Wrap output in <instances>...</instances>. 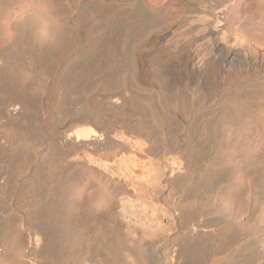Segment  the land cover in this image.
I'll use <instances>...</instances> for the list:
<instances>
[{"label":"rangeland","instance_id":"1","mask_svg":"<svg viewBox=\"0 0 264 264\" xmlns=\"http://www.w3.org/2000/svg\"><path fill=\"white\" fill-rule=\"evenodd\" d=\"M2 1L3 0H0V2ZM19 1L21 4L19 6L17 5L16 9L14 10L11 9L8 12L6 11L5 13L3 9H1L0 7V53H1L0 54V84H1L0 88H2L0 89V231H1L0 232V264L14 263L13 262L14 260L12 259L14 258V256L12 255L13 249L10 246L11 244L9 242L8 237L10 235H13L11 232H14L20 226H21L20 228L24 233L22 234L20 233L19 235L21 236L20 237L18 236L20 238L18 239L20 240L19 244L21 248L23 247V250L25 251L26 254L25 258L23 259V261L26 264H56V263L57 264H63V263L64 264H69V263L70 264H138L137 260L132 255V253L128 251L129 245L131 247L133 244V243L131 244L132 241L136 242V245H138V243H141V240L137 237V234H134L137 232V230H140L142 233H144V236L145 234L148 235L145 236V239L147 242L152 243L151 246L153 245V247H151L153 250L152 252L150 251L151 250L150 247L149 248L147 247L148 251L146 253L148 254L146 255L148 257H146L147 259L145 260L144 264H154V263L158 264L157 262H159V264H177L178 262H180L178 256L179 248H180L179 245L183 243L182 238H184L185 236L183 237L182 235H185V233L183 232V230H181L180 226L176 222V217L178 216L179 213V211L176 210V207L179 208L181 204L185 205L190 198L193 202L194 199L196 200V206L198 204L200 206V207L197 206L199 210H203L201 207L203 208L205 207L204 211H201L202 216L200 215L201 217L199 220L200 221L205 220L207 222L209 221L210 223L212 222L211 224H213V226L215 225V227L217 228V230H219L221 235L225 232L224 236H226V239L228 241H231L233 237L237 238L238 236H240L238 238L241 239V236L243 235L244 237L242 236L241 242H246V240L250 237L251 233L253 234L254 231H256L259 228L264 229V197H263L264 184L263 186L261 184L262 181L260 180L261 175L259 173H257L256 175L255 173L253 174V176L252 174H250L251 176L249 174L247 176V174L244 173L243 171H242L243 173L241 174V170H239L238 161H236L234 158L227 159L228 157L227 154L224 155L226 158L224 157L223 158L224 160L222 159L223 163L221 161V164L220 163L217 164L218 166L219 165L220 166L218 167L216 165V168L211 167L209 164L213 161L214 158L212 153L208 151H204V153L199 154V156L194 154L195 153L194 150H196L197 148L196 145H199L200 143L206 141V136H205L206 134L204 131H202L201 129L202 126L215 122L212 120H216L218 116L220 117L221 112H223V114L226 116L227 119L228 118L231 119L229 115L235 114L236 108L233 105L231 108L230 107L231 105L229 103L231 102L230 100L233 99V97L234 99H236L235 93L237 90H235L234 87H230V88L222 87L220 88V90H217L218 92L215 93L216 95L212 96L213 98H211V101H207V103L205 104L202 103L197 104L195 101V95L192 93V91H190V89L189 90L186 88L182 89L183 87H178L179 86L178 85L177 86L179 89L178 90L176 85H172L171 89H174L175 86V89L178 91V96L176 95L177 97L171 98V96L169 95L170 97L167 98V94H166L167 91L165 92L167 88L166 87H165L166 89L164 88L166 84L165 85L163 84L165 80L160 79V82L156 81V79L159 80V78L156 77L157 76L156 74L159 71L158 67L160 66V60H162L161 58H163L164 54H168L169 51H171V49L175 45L174 44L175 40H177L179 44L183 43L182 35L185 33V31L180 30L177 32L176 35L177 37L176 36L170 37V39L168 38L167 41H163V42L159 41V36H161L163 33H165L168 30V28L166 30V27L168 25L167 23L177 24V22L182 21L186 16H189L188 10H186L185 8H180L176 11L174 8H171L170 10H168L167 14H165L164 16L165 19L157 20V21L153 20L154 23L153 22H150L151 24L148 23L146 26H144L145 29L143 27L145 31H142L141 34L138 33L136 30L139 29L140 32L143 29L141 27L140 28L138 27L133 32V35L136 36H137L136 33H138L139 35L137 36L138 38L133 35L132 38L130 37L131 35L129 36V38H127L126 41L129 43L126 42V44H124L126 45V49H128L130 46L134 47L135 45L138 44L139 47L137 48L138 50L137 52L140 53L142 52L141 54L144 56V60H143L144 62L142 64L145 65L143 66V70L142 71L140 70V72L139 69L137 68L139 74L140 73L144 74V75L141 74V77L142 76L144 77H142L140 81H138V83L135 82L134 80L133 81L134 83L131 84L130 83L131 79L132 80L135 79L133 78L134 76L131 78V76L134 73L131 71L132 70L131 68L130 70H128L129 66L128 65L126 66V64H124L125 63L124 56H121L119 50L117 51L122 36L119 35L118 28L116 29V27H113L111 29L112 15L110 16L106 15L108 16L110 21L107 19V17H105V15H103L104 17L102 15L96 17L95 19L98 22L96 20L95 22H92L90 20H85V16H86L85 14H87L88 10L90 11V9H94L93 7L96 6V4L91 3L92 0H59V1L58 0H28V1L19 0ZM144 1H148L147 3L151 7L154 6L158 7L164 4L166 0L163 1L144 0ZM254 1H258V0H254ZM240 2L241 0H237L236 2H234L235 4L233 3V5H230L226 8V15L228 17L227 18L228 22L230 23V28L233 27L231 28L232 31L239 29L240 27L239 22H241L242 24L244 22L243 19L245 18L246 15L242 13V11L238 8ZM0 6H2V3H0ZM116 8L118 9L116 10ZM123 10H124V0H117L115 7L113 8L114 14H120L122 13ZM25 13L27 14L29 13V15L31 14L30 17L31 19H33L32 22L33 21L39 22L40 19L41 21L39 22V24L36 22L37 25L35 24V22H33L32 23L33 27L32 25L30 26L31 29L25 28L24 26L25 24L22 23L24 22V20H22L23 14ZM164 23H166L167 25H164ZM56 28L57 29L61 28L60 30L64 31V34L62 32V36H61L63 39L62 38L60 39L62 43L61 41L55 43L59 49L55 46V44H53ZM115 29L117 30V32H115ZM111 32H113V34H111ZM120 34H122V30ZM133 37L134 38L136 37L135 40L137 42H135V40L133 41L134 39ZM95 38H97V42H98L97 44H94L96 42L93 41L95 40ZM98 39L100 41H98ZM154 40H157V42L154 43ZM49 41L51 43V46L49 44ZM114 41L115 42L118 41L119 43L118 42L114 43ZM133 42L137 44H134ZM57 43L58 45L61 44L60 47L57 45ZM65 43L68 46H64L66 45ZM112 44H114V47L112 46ZM63 46L64 48L65 47L66 48L63 49ZM198 47L199 48L197 49L200 50L201 47L200 46ZM16 48L18 50H16ZM85 49L87 51H85ZM17 51H19V53ZM37 53L39 54V57ZM78 53L80 54L83 53L82 55L85 56L83 57ZM77 55L79 56L77 57ZM2 56L6 59H4ZM13 56L16 59L19 58L18 63ZM122 58L124 59V61ZM166 59H168V56H166ZM166 59L164 60L166 61V68L168 69V74L166 75H169L176 79L185 77L187 73L179 71V69L177 68L175 69V67L172 66V64L177 60L176 58L174 59L169 58L168 60L170 61L168 63ZM104 60L106 63L104 62ZM97 61L99 62V65ZM117 61L118 64H116ZM111 62H114L116 66H113L114 63L112 65ZM25 63L26 65L28 63L29 66L27 65V67H25L26 66ZM108 63L109 65L111 64L113 67L117 68V70L111 66L113 69L112 70L110 69L111 70L110 71L106 67V65L109 66ZM121 65L126 67L124 68ZM93 66L95 67L97 66L96 69ZM82 69L83 71L85 70L89 71L91 69L92 71L95 72V74L93 75L94 72H92L90 73L92 76L90 75L89 77L87 74V76L83 77L82 80L84 81V84L82 80H80L79 82L78 80H76L75 82L74 80H70L71 79L70 74L73 71H74L73 74H75L76 72L80 73L81 72L80 70ZM121 69L123 70L125 69L126 71L125 70L122 71ZM68 70L69 71L72 70V71L68 73ZM91 70L89 72H91ZM102 70H104L105 72ZM119 72H124V73L127 72L125 74L127 75L132 74V75L129 76L130 77L129 78L127 75L125 76L124 73H122V76L124 75L122 77L121 75H119L121 74ZM106 73L108 75H106ZM147 73L150 74L151 78H149L150 76ZM66 74H68V76ZM63 75L64 77L66 76L65 77L66 79L63 78ZM146 75L149 79L146 77ZM99 76L101 79L99 78ZM154 76L156 78H154ZM102 77L104 79H102ZM121 77L123 78V80L125 77L124 82L122 81ZM96 78L97 79L99 78L98 82H96L97 81ZM126 79L129 80L126 81ZM69 80L72 82H70ZM161 80L163 81L162 83ZM92 81H94L95 83ZM5 83L9 88H11V86L14 84L15 85L14 87L17 89H15L13 86L12 87L16 90L17 93H15V90L13 88H12L13 90L12 93L11 91H9V93L8 91L7 93L4 92ZM99 84L102 85L98 87ZM135 85H139V86L135 87ZM21 87H25V88H21ZM83 88L84 90H81ZM5 89L7 90L8 88L5 87ZM175 89L174 91L171 90V94L174 92L175 94H177L176 93L177 91ZM97 91L99 92L97 93ZM3 93L6 94L5 97ZM19 93H22V95L20 94L19 96ZM163 93L165 95H163ZM2 94L3 97L1 96ZM101 94L104 96L108 95L107 97L112 96L111 94H113L114 97L115 96L119 97V95H123V97H125L124 98L125 103L124 105L118 104V105L109 106L108 105L109 103L107 104L106 103L107 101L104 100V98L106 97L104 96H103L104 98L100 97L102 96ZM63 95L66 97H64ZM91 95H93L94 97ZM179 95H180V100L178 98ZM87 96H89L90 98H88ZM155 96L156 97L160 96L158 99V101L159 100L160 101L157 102L160 105L159 106L157 104L160 108L155 103L157 101V98ZM149 97H151L152 99L150 100ZM247 97L249 98L248 94L246 95V97H239L238 102L242 103L243 105H246L247 104L246 101L248 100ZM78 98L80 100H78ZM1 99L3 100L1 101ZM75 99H77L78 101ZM92 99L96 102H94ZM181 99L184 103L187 104L186 105L187 108L185 109L188 110H185L181 106H179L178 109H180L182 113L184 110L185 112L188 111L187 113L189 115L187 113L181 114V112L174 107V103L175 102L180 103ZM193 99L194 101L192 102ZM241 99L244 102L241 101ZM61 100L63 102L62 104H61ZM88 100L91 101L92 103L94 102L93 103L95 106L94 113H96L101 120L100 126L103 129L104 128L106 129L108 135L110 136L109 138L112 139H109V141L105 142V144L101 143L103 144V146L102 145L100 146L99 144L97 145L99 147H97L96 145L87 147L84 150L78 151V153L73 151L74 153L73 154L72 152H70V150L67 147L61 145L59 143V140L55 139L56 138L55 135L57 134V132L60 131L61 133L64 134H71L76 129L89 127L81 124L80 121L75 120L74 116H72V120H75V122H73L71 119H67V118H71L69 114L70 113L73 114V111L76 112L75 110L78 109L82 110L85 107H87L88 105H86L85 102L87 101L86 103L88 104L89 102ZM76 101L77 102L81 101V103H78L77 105H75L76 107H74V104L77 103ZM169 101L171 102L169 103L171 104V106L169 104L168 106L171 107L172 111L166 104ZM228 101L230 102L228 103ZM20 103H25L26 105L23 104L24 105L23 107V105ZM154 103L155 105H153ZM226 103L228 105H226ZM14 106H17L19 108L18 113H15V115L12 112L9 113V109H11ZM79 107H81V109ZM96 108L99 111H97ZM233 108L235 109L233 110ZM226 109L227 111L229 109V112H225L224 110ZM64 110L66 111V113H64L65 112ZM69 110L72 111L70 112ZM149 111L150 113H148ZM178 111L180 112V114L178 113ZM62 117H64L65 119ZM208 121L210 123H208ZM90 127L93 130H96L94 126L93 127L90 126ZM140 129L142 131H140ZM226 133L228 134L227 131ZM227 134L225 135V132L223 134V131H222V135L220 133V137L222 136L221 142L223 143L226 142V144L228 145L231 144L230 146L233 147L235 141L232 138L234 137H232L229 134L231 136L230 137ZM192 148L194 150H192ZM233 148L230 149L227 148L228 149L227 153L231 152L230 150ZM193 155L195 156L193 157ZM196 156H198L199 158H197ZM210 167L214 169H211ZM93 168L103 173V175H106V177H108V179H111V181H114L122 185L123 189L121 191L115 190L112 193L111 190H109L102 183L94 180L93 174L91 172ZM169 169L175 172L174 175H176L177 178L175 179V181L172 180V182L170 181L169 183H167L168 182L167 179L170 175ZM206 173L209 176H207ZM204 176L205 177L207 176V178H205ZM37 177H39V179ZM35 179L37 182L35 181ZM208 179L210 180V182ZM75 180L77 181V185L75 184L76 183ZM201 180L204 183L203 182L201 183ZM72 182L75 185H73ZM194 185L196 186V188L194 187ZM30 186H32V188ZM225 187H227V189ZM29 190L31 191L29 192ZM219 191L221 194L219 193ZM61 193L63 194V198L64 197L66 198L63 199ZM222 193L223 194L225 193V195L227 196L223 195ZM199 195L202 196V198ZM229 195H231V197ZM110 196L111 197L113 196L115 198V207L113 212L115 213L114 214L115 219L117 220V222L118 221L119 222L117 224V222L115 221V224L117 226L114 225V223L113 224L109 223L108 224L109 227L108 225H106V227L110 230L111 227L113 228L112 229L113 231L111 230V232L113 233L116 232L115 235L109 233L108 236L112 237L113 235L114 237H118L119 239H120L119 236H122L121 239H123V236L126 237L124 239L125 240L124 249H118L117 247L109 248V250L111 251L110 254H112L113 256H109L110 254L108 253L109 251L107 250V248L100 247L95 244V241H93L96 239H92V238H94V236L95 237L97 236L98 238V234L104 232L105 229L102 228L101 225L97 223V221L94 220L93 217L91 218L90 216L91 214L90 212L92 213L95 212L97 215L103 213L105 207H107L109 203ZM223 196H224V200L229 198L227 201H225L226 204H223L224 201H221L223 200ZM183 198L185 199V201ZM200 199L203 200L200 201ZM217 200L220 201L221 206L225 205L221 207L220 211L215 210L220 205L218 204L219 202L216 203ZM198 201L200 203H198ZM228 201H230L231 203ZM65 202L66 203L69 202V203L66 204ZM234 203L237 205V207L235 205L236 209L235 207H233ZM68 204L70 207L71 206L72 207L71 209L69 207V210L66 211L65 208L68 209L67 206ZM231 204L233 206H231ZM77 206L78 209L76 208ZM207 207H209V209ZM85 208H87L88 211L87 209L85 210ZM223 208L224 210H222ZM75 209L77 210V212L73 211ZM85 211L86 214H84L83 216L82 214L85 213ZM228 211L229 213H227ZM47 212L51 215V217L47 216L49 215ZM74 212L77 214H75ZM218 214L220 216H218ZM70 215L71 216L74 215L76 218H73L74 216L71 217ZM30 216L32 217V219ZM64 216L68 220H66ZM38 217H40L41 219L43 218V221L47 222L46 224H48L47 227L45 226L47 230L44 229L45 233L48 234V237L49 238L51 237L49 239L50 245L47 244L48 246L44 244V242L41 241L36 242V237L33 236V233H35V231L37 230L36 228H38V225L40 227V222L37 221ZM48 217H50L51 219ZM63 217L65 221L63 220ZM82 217L83 219H81ZM206 218H208L209 220L208 219L206 220ZM210 218H212V220ZM74 219L75 220L77 219L78 222L75 221ZM56 220L59 222L58 224H56L57 222ZM71 220L72 222H70ZM226 220L228 221V223ZM82 221L84 223H82ZM69 223L74 224V225L71 224L73 225V228L71 227L72 228L71 230H73L72 231L73 234L76 231L78 232L79 236L81 235V238L83 237L84 239L87 236L86 239H88V242H85L86 239L84 240L86 245H83L84 244L83 241L81 244L78 243L77 244L78 247L76 246L77 249L75 248L73 252H70L71 254L66 251L67 248L65 247L66 248L65 249L64 245H61L55 239L57 238L58 240H61L60 237H62L63 235L60 234H63L62 232V230L64 229L63 226L64 225L66 226V224ZM33 224L36 225L34 226ZM60 224L63 225L61 226ZM70 224L69 226H71ZM3 225L6 226V228ZM14 225L16 229L12 227ZM51 225L53 231L51 229ZM232 225L235 226V228L232 227ZM11 227L12 229H14V231H12V229L11 230L9 229ZM56 227L57 229L58 228L59 229L57 230ZM26 228L29 230H27ZM97 229L99 232L97 231ZM263 229L262 231H264ZM233 230L234 231L236 230L237 232L235 231L233 234ZM95 231L98 232V234ZM54 233H56L59 237H56L57 235H54ZM235 233L237 235L238 233L240 234L237 236L235 235ZM83 234L86 236H84ZM231 234L234 236H232ZM4 235L6 236L5 238ZM261 235H264V232H262ZM227 236L229 237V239L231 237V239L229 240ZM178 237L181 240H179ZM161 239H164V241L166 240V242L164 241L162 242ZM91 241H93L92 242L94 244L93 246ZM82 245L85 247H83ZM263 245H260L254 250L255 257L252 258V261L254 262L251 264H258L259 261H260L259 264H262L261 260L264 261V257H262L264 256L263 253L264 251L262 247ZM79 246H82L83 248ZM139 246H141V244H139ZM233 248H236V246H233L231 249ZM49 250L50 252H48ZM10 251L12 253H10ZM259 255L262 256L259 257ZM71 259L73 260V262L71 261Z\"/></svg>","mask_w":264,"mask_h":264},{"label":"bare ground","instance_id":"2","mask_svg":"<svg viewBox=\"0 0 264 264\" xmlns=\"http://www.w3.org/2000/svg\"><path fill=\"white\" fill-rule=\"evenodd\" d=\"M28 1V0H27ZM59 1V0H58ZM163 1V0H162ZM161 1V2H162ZM237 0H166L164 4H162L161 6H158V7H151L148 5V1H144V0H138V1H135V0H124V10L122 11V13L120 14H114V11H113V8L115 7V4L117 2V0H92V4H96L95 7H93L94 9H90V11L88 10L87 14H85V20H90L92 22H95V18L98 17L99 15H105V17H107V19L109 20L108 16L112 15L111 17V29L113 27H116V29L118 28V33L119 35L122 36L121 40H120V44H119V48L117 49V51L119 50L120 53H121V56H124V59H125V63L126 66L128 65L129 69L130 68L132 69L131 71L134 73L133 75L130 74V75H127L125 73L128 72H119L122 76V73H124V75L126 76H131V78H135V79H131L130 83L133 84L134 80L135 82L138 83V81H140V79L144 76L141 77V74L142 73H138V70L137 68L139 69V72L140 70L142 71L143 70V65L142 63L144 62V56L140 53V52H137V48L139 47L137 42L135 39L138 35V33H142V31H145V27L148 23L150 22H153V20L157 21V20H162V19H165L164 16L165 14H167L168 10H170L171 8H174L176 11L180 8H185L186 10H188L189 12V16H186L182 21L180 22H177V24H172V23H164V25H167L166 27V30L168 28V30L163 33L161 36H159V41L160 42H163V41H167V39L170 37H175L177 35V32L178 31H185V33L182 35V39H183V43L182 44H179L177 40H175L174 42V46L173 48L171 49V51H169L168 54H164L163 55V58H161L162 60H160V66L158 67L159 71L158 73L156 74L157 78L156 81L160 82V79H163L165 80V82L163 83L165 86L164 88L166 87L167 90H165L166 94H167V98H169L171 96V98L173 97H177L178 96V91L175 89V86H174V89L177 91L175 94L172 93L171 94V90L174 91V89H171V86L172 85H176V87H183L182 89H190V91H192V93L195 95V101L197 104L199 103H202V104H205L207 103V101H211V98H213L212 96L213 95H216L215 93L218 92L217 90H220V88L222 87H234L236 91V99H231L230 101H228V103L231 105H229L231 108H232V105L236 108H233V110L235 109V114L233 115H229L231 117L230 118H226V116L223 114V112H221V115L220 117L216 120H212V121H215L211 124H206L204 126H202V131L205 132V136H206V141H204L203 143H200L199 145H196L197 148L196 150H194L192 148V150L195 151L194 154L198 155L201 154V153H204V151H208L210 153L213 154V161L210 164L211 167H215L216 168V165L217 164H221V161L222 159L225 157L224 155L227 154V159L229 158H234L236 161H238V164H239V170H241V174L244 172L247 174L250 175L252 174H255L257 175V173H259L261 176V184L263 186L264 184V0H258V1H254V0H241L240 4H239V9L242 11V13L246 14L245 15V18L243 19L244 22L241 24V22H239L240 24V27L238 30H235V31H232L231 27L230 28V23L228 22V17L226 15V8L230 5H233L234 2H236ZM2 6L1 9H3L4 13L7 11H10L11 9H16L17 5L19 6L21 3L20 1L18 0H3L2 2ZM39 3V2H38ZM235 4V3H234ZM101 6V7H100ZM89 8V7H88ZM91 8V7H90ZM83 9V8H82ZM85 9V8H84ZM105 9V10H104ZM118 8H116L117 10ZM104 10V12H103ZM173 10V9H172ZM239 10V11H240ZM84 11V10H83ZM180 11V10H179ZM52 12V11H51ZM11 13V12H10ZM81 13V12H80ZM85 13V12H84ZM104 13V14H102ZM119 13V12H118ZM236 13V12H235ZM10 15V14H9ZM31 15V14H30ZM29 13H25L23 14V19L24 23L23 25L25 26V28H28V29H31V25L33 27V19H31ZM108 15V16H106ZM119 15V16H117ZM236 15V14H235ZM22 17V16H21ZM104 17V16H103ZM10 18V17H9ZM79 18V17H78ZM84 18V17H83ZM101 18V17H100ZM103 19H106V18H103ZM38 20V19H37ZM100 20V19H99ZM41 21V19H40ZM39 21V22H40ZM89 21V22H90ZM97 21V20H96ZM105 21V20H104ZM110 21V20H109ZM165 21V20H164ZM37 22V21H36ZM35 22V24H36ZM39 22H37L39 24ZM98 22V21H97ZM88 23V22H87ZM86 23V24H87ZM102 23V22H101ZM105 23V22H104ZM85 24V22H84ZM151 24V23H150ZM163 24V23H162ZM16 25V24H15ZM37 25V24H36ZM35 25V26H36ZM57 25V24H56ZM55 25V26H56ZM90 25V24H88ZM110 25V24H109ZM14 26V25H13ZM80 26V25H78ZM101 26V25H100ZM104 26V25H103ZM150 26V25H149ZM160 26V25H159ZM232 26V25H231ZM16 27V26H15ZM61 27V26H60ZM90 27V26H89ZM102 27V26H101ZM107 27V26H105ZM104 27V28H105ZM142 28L144 27L143 30H141L139 32V29L137 28ZM18 28V27H17ZM62 28V27H61ZM61 28H56V33L54 34L55 37H54V40H53V44H55L56 42H59L61 41L60 39L62 38V32L64 34V31H61L60 29ZM157 28V27H156ZM68 29V28H67ZM83 29V28H82ZM88 29V28H87ZM108 29V28H107ZM110 29V31H111ZM115 29V32H117V30ZM137 29V30H136ZM161 29V28H160ZM33 30V29H32ZM54 30V29H52ZM63 30V29H62ZM122 30V34H120ZM137 31L138 33L137 36L136 35H133V32L134 31ZM157 30V29H156ZM159 30V29H158ZM163 30V29H162ZM27 31V29H26ZM66 31V30H65ZM99 31V30H98ZM101 31V30H100ZM114 31V30H113ZM150 31V30H149ZM152 31V30H151ZM96 32V31H95ZM94 32V34H95ZM161 32V31H160ZM66 33V32H65ZM117 33V35H118ZM145 33V32H144ZM183 33V32H182ZM28 34V33H27ZM51 34V33H50ZM111 34H113V32H111ZM151 34V33H150ZM25 35V34H24ZM131 35V36H130ZM132 35L133 36H136L133 41L135 40V42H133L134 44H137L135 45L134 47H129L127 46L128 49H126V40L127 38H129V36L132 38ZM66 36V35H65ZM21 37V36H20ZM23 37V36H22ZM28 37V36H27ZM79 37V36H78ZM119 37V36H118ZM148 37V36H147ZM177 37V36H176ZM130 38V39H131ZM138 38V37H137ZM142 38V37H141ZM24 39V38H23ZM63 39V38H62ZM109 39V38H108ZM129 39V40H130ZM154 39V38H153ZM172 39V38H171ZM180 39V38H179ZM31 40V39H30ZM102 40V39H101ZM115 40V39H114ZM139 40V39H138ZM152 40V39H151ZM150 40V41H151ZM43 41V40H42ZM67 41V40H66ZM95 43L94 44H97V38H95V40H93ZM98 41H100L98 39ZM119 41V40H118ZM116 41V42H118ZM158 41V42H159ZM17 42V41H16ZM82 42V41H81ZM114 41V43H116ZM152 42V41H151ZM157 40H154V43H156ZM27 43V42H26ZM62 43V41H61ZM67 43V42H66ZM65 43V44H66ZM104 43V42H103ZM106 43V42H105ZM111 43V42H110ZM119 43V42H118ZM129 43V42H127ZM132 43V42H131ZM142 43V42H141ZM140 43V44H141ZM150 43V42H149ZM28 44V43H27ZM30 44V43H29ZM44 44V43H43ZM49 44L51 46V43L49 41ZM48 44V46H49ZM92 44V43H91ZM139 44V45H140ZM15 45V43H14ZM45 45V44H44ZM58 45V43H57ZM61 45V44H60ZM60 45H58L60 47ZM78 45V44H77ZM107 45V44H106ZM128 45V44H127ZM130 45V44H129ZM132 45V44H131ZM145 45V44H144ZM4 46V45H3ZM22 46V45H21ZM43 46V45H42ZM46 46V45H45ZM56 46V44H55ZM64 46H68L67 44L64 45ZM63 46V49H65ZM99 46V45H98ZM112 46L114 47V44H112ZM111 46V47H112ZM116 46V44H115ZM198 46H200V50L197 49L199 48ZM57 47V46H56ZM62 47V46H61ZM88 47V46H87ZM100 47V46H99ZM2 48V47H1ZM19 48V47H18ZM28 48V46H27ZM26 48V49H27ZM48 48V47H47ZM50 48V47H49ZM58 48V47H57ZM56 48V49H57ZM85 48V47H84ZM105 48V47H104ZM143 48V47H141ZM51 49V48H50ZM59 49V48H58ZM62 49V48H61ZM82 49V48H81ZM89 49V48H88ZM102 49V48H101ZM106 49V48H105ZM155 49V48H153ZM16 50H18L16 48ZM15 50V51H16ZM49 50V49H48ZM80 50V49H79ZM78 50V51H79ZM91 50V49H90ZM89 50V51H90ZM128 50V51H126ZM4 51V50H3ZM6 51H7V48H6ZM9 51V49H8ZM20 51V49H19ZM19 51H17L19 53ZM47 51V50H45ZM51 51V50H50ZM85 51H87L85 49ZM96 51V50H95ZM152 51V50H151ZM157 51V50H156ZM2 52V50H1ZM14 52V51H13ZM25 52V51H24ZM32 52V51H31ZM44 52V51H43ZM67 52V51H66ZM80 52V51H79ZM109 52V50H108ZM23 53V52H22ZM47 53V52H46ZM49 53V52H48ZM86 53V52H85ZM93 53V52H92ZM111 53V52H110ZM119 53V54H120ZM144 53V52H143ZM164 53V52H163ZM1 54V53H0ZM17 54V53H16ZM27 54V52H26ZM25 54V55H26ZM35 54V53H34ZM33 54V55H34ZM42 54V53H41ZM50 54V53H49ZM48 54V55H49ZM80 54V53H78ZM83 53H81L80 55H82ZM146 54V53H145ZM9 55V54H8ZM21 55V54H19ZM32 55V54H31ZM38 57H39V54L37 53ZM47 55V54H45ZM63 55V54H62ZM162 55V54H161ZM23 56V54H22ZM55 56V55H53ZM79 55H77L78 57ZM83 57L85 55H82ZM117 56V55H116ZM115 56V57H116ZM150 56V55H149ZM166 56H168V59H174L176 58L177 60L172 64V66L175 67V69H179V71H182V72H185L187 73L185 75V77L183 78H180V79H176V78H173L169 75H166L168 74V69L166 68V61H164L166 59ZM3 57V56H2ZM7 57V56H5ZM12 57V55H11ZM10 57V58H11ZM14 57V56H13ZM18 57V56H17ZM20 57V56H19ZM25 57V56H24ZM23 57V58H24ZM33 57V56H32ZM31 57V58H32ZM42 57V56H41ZM57 57V56H56ZM112 57V56H111ZM120 57V56H119ZM151 57V56H150ZM155 57V56H154ZM153 57V58H154ZM4 58V57H3ZM15 58V57H14ZM26 58V57H25ZM49 58V57H47ZM52 58V57H51ZM113 58V57H112ZM6 59V58H4ZM9 59V58H8ZM16 59V58H15ZM19 59V58H18ZM18 59L17 60V63H18ZM43 59H46V58H43ZM123 59V58H122ZM123 59V61H124ZM167 60V63L170 61V60ZM3 60V59H2ZM23 60V59H22ZM25 60V59H24ZM29 60V59H28ZM32 60V59H31ZM36 60V59H34ZM39 60V59H37ZM41 60V59H40ZM84 60V59H82ZM116 60V59H115ZM5 61V60H4ZM94 61V60H93ZM109 61V60H107ZM113 61V60H112ZM119 61V60H118ZM118 61L116 62V64H118ZM153 61V60H152ZM8 62V60H7ZM12 62V61H11ZM15 62V60H14ZM23 62V61H22ZM29 62V61H28ZM37 62V61H35ZM96 62V61H95ZM98 62V61H97ZM105 62V60H104ZM46 63V62H45ZM78 63V62H77ZM89 63V62H88ZM106 63V62H105ZM112 65L114 62H111ZM13 64V63H12ZM37 64V63H36ZM35 64V65H36ZM79 64V63H78ZM84 64V63H83ZM93 64V63H92ZM121 64V62H120ZM123 64V63H122ZM145 64V63H144ZM19 65V64H18ZM21 65V64H20ZM26 65V63H25ZM28 65V63H27ZM27 65L25 67H27ZM33 65V64H32ZM34 65V66H35ZM49 65V64H48ZM76 65V64H75ZM80 65V64H79ZM95 65V64H94ZM98 65H99V62H98ZM104 65V64H102ZM109 65V63H108ZM111 64L109 66L106 65V67L110 70H112L113 66H116L115 63L114 65L112 66ZM17 66V65H16ZM29 66V65H28ZM39 66V65H38ZM56 66V65H55ZM78 66V65H77ZM90 66V64H89ZM113 68H112V67ZM120 66V65H118ZM123 66V65H121ZM125 66V67H126ZM168 66V64H167ZM36 67V66H35ZM45 67V66H44ZM88 67V65H87ZM95 69L96 67L93 66ZM124 67V66H123ZM124 67V68H125ZM30 68V67H28ZM70 68V67H69ZM120 68V67H118ZM33 69V67H32ZM60 69V68H59ZM73 69V67H72ZM105 69V67H104ZM117 70V68H115ZM85 70V69H84ZM91 70V69H90ZM89 70V71H90ZM110 70V71H111ZM122 71H124L123 69H121ZM120 70V71H121ZM145 70V69H144ZM33 71V70H32ZM60 71V70H58ZM72 71V70H70ZM68 70V73L70 72ZM81 71V72H80ZM79 72L80 73H75L73 74V72L70 74V80H74V82L76 80H78V82L80 80H82L83 77L88 76L90 77V73L94 72L91 70V72H89L88 70H85L83 71L80 70ZM97 71V70H96ZM99 71V70H98ZM104 71V70H102ZM101 71V72H102ZM126 71V70H125ZM48 72V71H47ZM67 72V71H66ZM105 72V71H104ZM108 72V71H107ZM114 72V71H113ZM112 72V73H113ZM53 73V72H52ZM109 73V72H108ZM130 73V72H129ZM170 73V71H169ZM47 74V73H46ZM59 74V73H58ZM57 74V75H58ZM95 74V72L93 73V75ZM97 74V72H96ZM110 74V73H109ZM148 74V73H147ZM7 75V74H6ZM68 76V74H66ZM106 75H108L106 73ZM105 75V76H106ZM123 75V76H124ZM144 75V74H142ZM150 76V74H148ZM92 76V75H91ZM118 76V75H117ZM122 76V77H123ZM66 77V76H65ZM64 75H63V78H65ZM104 77V75H103ZM102 77V79H104ZM120 77V76H119ZM121 77V78H122ZM147 77V75H146ZM154 76V78H156ZM100 78V76H99ZM98 78V79H99ZM109 78V77H108ZM130 78V77H129ZM148 78V77H147ZM146 78V80H147ZM151 78V76L149 77ZM148 78V79H149ZM153 78V79H154ZM50 79V78H49ZM66 79V78H65ZM68 79V77H67ZM86 79V78H85ZM97 79V78H96ZM98 79L96 82H98ZM101 79V78H100ZM106 79V78H105ZM69 80V81H70ZM117 80V79H116ZM124 80H125V77H124ZM123 78H122V81L124 82ZM129 80V79H126V81ZM137 80V81H136ZM63 81V80H62ZM68 81V80H67ZM83 81V80H82ZM120 81V82H122ZM72 82V81H70ZM86 82V81H85ZM91 82V81H90ZM89 82V83H90ZM94 82V81H92ZM100 82V80H99ZM104 82V81H103ZM102 82V84H103ZM117 82V81H116ZM142 82V81H141ZM163 81L161 80V83ZM167 82V83H166ZM11 83V82H10ZM62 83V82H61ZM64 83V82H63ZM87 83V84H89ZM95 83V82H94ZM115 83V82H114ZM129 83V84H130ZM136 83V84H137ZM9 84V83H8ZM50 84V83H49ZM68 84V83H67ZM74 84V83H73ZM83 84H84V81H83ZM86 84V83H85ZM101 84V85H102ZM143 84V83H142ZM1 85V84H0ZM4 85V84H3ZM2 85V86H3ZM6 85V86H5ZM4 85V92L9 93V91H11V93L13 92L12 88L15 86L14 84H10L12 85L11 88L7 87V84L5 83ZM8 85V86H10ZM61 85V84H60ZM100 84L98 85V87L101 86ZM108 85V84H107ZM116 85V84H115ZM121 85V84H120ZM139 85H140V82H139ZM139 85H135L136 86H139ZM160 85V84H159ZM1 86V87H2ZM71 86V85H70ZM85 86V85H83ZM110 86V85H109ZM8 88L7 90L5 89ZM87 87V86H86ZM103 87V86H102ZM113 87V86H112ZM124 87V86H123ZM160 87V86H159ZM177 87V89H178ZM15 88V87H14ZM13 88V89H14ZM21 88H25V87H21ZM88 88V87H87ZM96 88V87H94ZM114 88V87H113ZM122 88V87H120ZM162 88V87H161ZM2 89V88H0ZM10 89V90H9ZM17 89V88H15ZM14 89V90H15ZM98 89V88H97ZM100 89V88H99ZM112 89V88H111ZM118 89V88H117ZM248 89V90H246ZM49 90V89H48ZM81 90H84L81 89ZM162 90V89H161ZM179 90V89H178ZM224 90V89H223ZM231 90V89H230ZM228 90V91H230ZM25 91V90H24ZM79 91V90H78ZM114 91V90H113ZM116 91V90H115ZM120 91V90H119ZM143 91V90H142ZM226 91V90H225ZM2 92V91H1ZM20 92V91H19ZM83 92V91H82ZM99 91H97L98 93ZM102 92V91H100ZM138 92V91H137ZM183 92V91H182ZM234 92V91H233ZM248 92V93H247ZM15 93L16 90H15ZM112 93V92H110ZM115 93V92H114ZM113 93V94H114ZM121 93V92H120ZM4 94V93H3ZM3 94L1 95L3 97ZM20 94L22 95V93H19V96ZM26 94V93H25ZM90 94V93H89ZM93 94V93H92ZM96 94V93H95ZM105 94V93H104ZM108 94V93H107ZM106 94V95H107ZM113 94H111L112 96L110 97H107V96H100L102 98H104V100H106L105 102L110 106L112 105H118V104H122L124 105V98L123 95H119V97L117 96H113ZM116 94V93H115ZM161 94V92H160ZM249 95V98L248 100L246 101L247 104L246 105H243L242 103L238 102L239 101V97H246V95ZM9 95V94H8ZM7 95V96H8ZM18 95V94H16ZM24 95V94H23ZM71 95V94H69ZM73 95V94H72ZM86 95V94H85ZM98 95V94H97ZM97 95H96V98H97ZM156 95V94H155ZM163 95H165L163 93ZM170 95V96H169ZM173 95V96H172ZM177 95V96H176ZM191 95V94H190ZM230 95V94H228ZM6 96V94H4V97ZM25 96V95H24ZM64 96V95H63ZM68 96V95H67ZM93 96V95H91ZM104 96V97H103ZM144 96V95H143ZM192 96V95H191ZM14 97V96H13ZM11 97V98H13ZM56 97V96H55ZM66 97V96H64ZM72 97V96H71ZM78 97V96H76ZM88 98H90L89 96H87ZM94 97V96H93ZM136 97V96H135ZM156 97V96H155ZM160 96H157V101L155 102L156 105L158 104L157 102L158 99H159ZM162 97V96H161ZM164 97V96H163ZM189 97V96H188ZM220 97V96H219ZM225 97V96H224ZM228 97V96H227ZM9 98V97H8ZM86 98V97H85ZM84 98V100H85ZM87 98V99H88ZM95 98V99H96ZM140 98V97H139ZM144 98V97H143ZM146 98V97H145ZM148 98V96H147ZM146 98V99H147ZM150 100L152 99L151 97H149ZM155 98V99H156ZM179 100H180V95H179ZM190 98V97H189ZM193 98V97H192ZM223 98V97H222ZM221 98V99H222ZM18 99V98H17ZM20 99V98H19ZM66 99V98H65ZM82 99V98H81ZM94 99V98H93ZM92 99V100H93ZM127 99V98H126ZM141 99V98H140ZM154 99V98H153ZM183 99V97H182ZM181 99V104L179 102H175L174 103V107L175 108H179V106L183 107L184 109L187 108V104L184 103ZM185 99V98H184ZM215 99V98H214ZM245 99V98H244ZM3 99H1L2 101ZM6 100V99H5ZM23 100V99H22ZM68 100V99H67ZM70 100V98H69ZM73 100V99H72ZM71 100V101H72ZM77 100V99H75ZM78 100H80L78 98ZM77 100V101H78ZM103 100V101H104ZM143 100V99H142ZM163 100V99H162ZM177 100V101H179ZM233 100V101H232ZM246 100V99H245ZM14 101V100H12ZM11 101V102H12ZM21 101V100H20ZM76 101V102H77ZM89 101V100H88ZM94 101V100H93ZM99 101V100H98ZM134 101V100H132ZM145 101V100H144ZM153 101V100H152ZM166 101V100H164ZM191 101V100H189ZM194 101V99L192 100V102ZM222 101V100H221ZM241 101H243L241 99ZM10 102V101H9ZM16 102V101H15ZM14 102V103H15ZM25 102V101H24ZM65 102V101H64ZM87 102V101H86ZM85 102L86 105H88L87 107H85L84 109L82 110H75L76 112L73 111V114L70 113L69 116H71V118H66L67 119H71L72 120V116L75 117V120H78L81 122V124L85 125V126H89V127H84V128H81V129H76L75 131H73L71 134H64V133H61L60 132H57V134L55 135V139L59 140V143L61 145H64L65 147H67L70 152L73 153L74 152H77L78 151H81V150H84L85 148L87 147H91V146H97L100 144V146L103 144L101 143H104L105 142H108L109 139H112V138H109L110 136L108 135V132L106 131V129L102 128L100 126L101 124V120L99 118V116L94 113V110H95V106H94V101L93 103L91 101V103L88 102V104ZM128 102V101H127ZM136 102V101H135ZM146 102V101H145ZM163 102V101H162ZM244 102V101H243ZM62 100H61V104H62ZM78 103H81L80 102H77L76 104H74V107H76L75 105H77ZM102 103V102H100ZM155 103L153 105H155ZM166 103V102H164ZM171 103L170 101L167 102V106L168 104ZM188 103H191V102H188ZM217 103V102H216ZM222 103V102H220ZM20 104H25V103H20ZM19 104V105H20ZM84 104V103H83ZM82 104V105H83ZM104 104V103H103ZM106 104V105H107ZM136 104V103H135ZM139 104V103H138ZM141 104V102H140ZM139 104V105H140ZM193 104V103H192ZM225 104V102H224ZM245 104V103H244ZM3 105V104H2ZM21 105V106H22ZM26 105V104H25ZM64 105V104H63ZM71 105V104H69ZM81 105V106H82ZM85 105V106H86ZM105 105V104H104ZM133 105V103H132ZM151 105V104H150ZM159 105V104H158ZM157 105V106H158ZM171 106V104H169ZM226 105H228L226 103ZM224 105V106H226ZM29 106V105H28ZM67 106V104H66ZM141 106V105H140ZM146 106V105H145ZM160 106V105H159ZM158 106V107H159ZM191 106V105H190ZM189 106V107H190ZM207 106V105H206ZM228 106V107H229ZM4 107V106H3ZM6 107V106H5ZM24 107V105H23ZM114 107V106H113ZM156 107V106H155ZM169 107V106H168ZM180 107V108H181ZM193 107V106H192ZM200 107V105H199ZM227 107V108H228ZM2 108V107H1ZM11 108V107H10ZM30 108V107H29ZM66 108V107H65ZM72 108V107H71ZM70 108V109H71ZM78 108V107H77ZM81 109V107H79ZM143 108V107H142ZM160 108V107H159ZM170 110L172 111L171 107H169ZM222 108V107H221ZM220 108V109H221ZM224 108V107H223ZM21 109V108H20ZM24 109V108H23ZM63 109V108H62ZM74 109V108H73ZM76 109V108H75ZM106 109V108H105ZM121 109V108H120ZM153 109V108H152ZM168 109V108H167ZM183 109V110H184ZM192 109V108H191ZM201 109V108H200ZM219 109V110H220ZM2 110V109H1ZM18 110L19 108L17 106H14L12 107L11 109H9V113H13L15 115V113H18ZM25 110V109H24ZM97 110V108H96ZM146 110V108H145ZM149 110V108H148ZM163 110V109H162ZM180 111V109H178ZM182 110V109H181ZM185 110H188V109H185ZM185 110L183 111V113L181 112V114H184V113H187L188 111L185 112ZM231 110V109H230ZM6 111V110H5ZM26 111H27V108H26ZM65 111V110H64ZM70 112L72 110H69ZM68 111V112H69ZM99 111V110H97ZM139 111V110H137ZM144 111V110H143ZM175 111V110H174ZM178 111V113L180 114V112ZM225 112H229V109L227 111L224 110ZM7 112V111H6ZM219 112V111H218ZM232 112V111H230ZM57 113V112H56ZM66 113V111L64 112ZM102 113V111H101ZM141 113V112H140ZM150 113V111L148 112ZM155 113V112H154ZM177 113V112H176ZM142 114V113H141ZM188 114V113H187ZM226 114V113H225ZM229 114V113H228ZM227 114V115H228ZM12 115V114H11ZM144 115V113H143ZM148 115V114H147ZM155 115V114H154ZM189 115V114H188ZM65 116V114H64ZM68 116V117H69ZM183 116H186V115H183ZM233 116V117H232ZM73 117V119H74ZM164 117V116H163ZM228 117V116H227ZM64 118V117H62ZM175 118V117H174ZM65 119V118H64ZM75 120H72L73 122H75ZM139 120V119H137ZM103 121V120H102ZM134 122V120H133ZM208 123H210L208 121ZM77 124V122H76ZM104 124V123H103ZM202 124V123H201ZM105 125V124H104ZM134 125V124H133ZM199 125V124H197ZM75 126V125H73ZM77 126V125H76ZM90 126H94L96 128V130H93ZM138 126V125H137ZM164 126V125H163ZM190 126V125H189ZM140 127V126H139ZM94 128V129H95ZM136 128V126H135ZM70 129V128H69ZM138 129V128H137ZM136 129V130H137ZM71 130V129H70ZM129 130V129H128ZM198 130V129H197ZM223 131V134L225 132V135L227 134L226 131L228 132L227 135H231L232 139H234L235 143H234V148L228 144H226V142H221V137H220V133L222 135V131ZM140 131H142L140 129ZM221 131V132H220ZM67 132V131H66ZM137 132V131H136ZM145 132V131H144ZM110 133V132H109ZM150 133V132H148ZM195 133V132H194ZM229 135V136H230ZM202 136V135H201ZM230 136V137H231ZM203 137V136H202ZM229 137V138H230ZM204 138V137H203ZM224 138H227V137H224ZM223 139V138H222ZM226 140V139H225ZM56 141V140H55ZM233 141V142H234ZM228 142V141H227ZM110 144V143H109ZM229 147H227V146ZM99 147V146H97ZM191 147V145H190ZM95 148V147H94ZM230 148H233L231 149L229 153H227L228 149ZM67 149V150H68ZM54 151V150H53ZM207 152V153H208ZM68 153V152H67ZM51 154V153H50ZM71 154V153H70ZM74 154V153H73ZM195 155H193L194 157ZM198 156H196L197 158H199ZM202 156V155H201ZM211 156V155H210ZM226 158V157H225ZM194 159V158H193ZM195 160H198V159H195ZM224 160V159H223ZM72 161V160H71ZM232 161V160H231ZM235 161V162H236ZM73 163V162H72ZM187 163V162H186ZM194 163V162H193ZM223 163V161H222ZM230 163V161H229ZM234 163V162H233ZM185 164V163H184ZM236 164V163H235ZM224 165V164H223ZM218 166V165H217ZM220 166V165H219ZM218 166V167H219ZM227 166V165H226ZM231 166V165H230ZM234 166V165H233ZM210 167V168H211ZM238 167V166H237ZM92 168V167H91ZM186 169V168H185ZM211 169H214V168H211ZM225 169V168H224ZM235 169V168H234ZM237 169V168H236ZM170 170V169H169ZM168 170V171H169ZM229 170V169H228ZM37 171V170H36ZM207 171V170H206ZM226 171V170H225ZM243 171V172H242ZM246 171V172H245ZM92 174H93V177H94V180H96L97 182H100L102 183L104 186H106L109 190H111V192L113 193V191L115 190H118V191H121L123 189V186L120 185L119 183H116L114 181H111V179H108V177H106V175H103V173H101L100 171L96 170L93 168V170L91 171ZM170 175L167 179V183H169L170 181L172 182L175 181V179L177 178L176 175H174L175 172H173V170H170L169 171ZM168 173V174H169ZM234 173V172H233ZM38 174V173H37ZM195 174V173H194ZM207 174V173H206ZM258 174V176H259ZM34 175V174H33ZM189 175V174H188ZM38 176V175H37ZM207 176H209L207 174ZM207 176L205 178H207ZM212 176V175H211ZM251 176V175H250ZM33 177V176H32ZM35 177V176H34ZM192 177V176H191ZM203 177V179H204ZM39 179V177H37ZM79 178V177H78ZM77 178V179H78ZM29 179V178H28ZM76 179V178H75ZM193 179V178H192ZM195 179V178H194ZM197 179V178H196ZM31 180V179H30ZM80 180V179H79ZM209 180V179H208ZM36 181V179H35ZM76 181V180H75ZM181 181V180H180ZM186 181V180H185ZM206 181V180H205ZM37 182V181H36ZM183 182V181H182ZM203 181L201 180V183ZM210 182V180H209ZM259 182V181H258ZM27 183V182H26ZM31 183V182H29ZM39 183V182H38ZM186 183V182H185ZM190 183V182H189ZM204 183V182H203ZM207 183V182H206ZM240 183V182H239ZM256 183V181H255ZM254 183V184H255ZM32 184H33V181H32ZM31 184V185H32ZM37 184V183H36ZM73 184V182H72ZM77 185V181L75 183ZM73 184V185H75ZM92 184V183H91ZM209 184V183H208ZM30 185V184H28ZM199 185V184H198ZM236 185V184H235ZM234 185V186H235ZM238 185V184H237ZM241 185V184H240ZM256 185V184H255ZM254 185V186H255ZM25 186V185H24ZM23 186V187H24ZM34 186V185H33ZM29 187V186H28ZM32 188V186H30ZM70 187V186H69ZM74 187V186H73ZM194 187L196 188V186L194 185ZM208 187V186H207ZM224 187V186H223ZM222 187V188H223ZM237 187V186H236ZM247 187V186H246ZM199 188V187H198ZM197 188V189H198ZM227 189V187H225ZM238 188V187H237ZM256 188V187H255ZM249 189V188H248ZM261 189V187H260ZM28 190V189H27ZM223 190V189H222ZM225 190V189H224ZM240 190V189H239ZM22 191V190H21ZM31 190H29L30 192ZM62 191V190H61ZM70 191V190H69ZM256 191V190H255ZM64 192V191H63ZM66 192V191H65ZM222 192V191H221ZM225 192V191H224ZM67 193V192H66ZM66 193H65V196H66ZM195 193V192H194ZM220 193V191H219ZM231 193V192H230ZM62 194V193H61ZM221 194V193H220ZM223 194V193H222ZM202 195V194H201ZM225 195V193L223 194ZM200 196V195H199ZM227 196V195H225ZM231 197V195H229ZM228 196V197H229ZM262 196V195H261ZM202 198V196H200ZM204 197V196H203ZM235 197V195H234ZM264 197V196H263ZM62 198H63V194H62ZM66 198V197H64ZM63 198V199H64ZM197 198V197H195ZM220 198V196H219ZM184 199V198H183ZM229 198H227L226 200H224V196H223V200L221 201H224L223 204H226L225 201H227ZM234 199V198H233ZM68 200V199H67ZM203 200V199H200V201ZM256 200V199H255ZM259 200V199H258ZM185 201V199H184ZM183 201V202H184ZM208 201V200H207ZM206 201V202H207ZM214 201V200H213ZM71 202V201H70ZM215 202V201H214ZM213 202V203H214ZM219 202V203H218ZM230 202V201H228ZM66 203V202H65ZM69 203V202H67ZM66 203V204H67ZM198 203H200L198 201ZM205 203V202H204ZM203 203V204H204ZM211 203V202H209ZM218 204H220V201L217 200ZM222 203V202H221ZM231 203V202H230ZM256 203V202H254ZM72 204V203H71ZM74 204V203H73ZM202 204V203H201ZM200 204V205H201ZM207 204V203H206ZM182 205V207H181ZM180 207H176V210L179 211L178 213V216L176 217V222L178 223V225L180 226L181 230H183V232L185 233V235H182L184 238H182V241L183 243H181L180 248H179V253H178V256H179V259H180V262H178L177 264H251L253 263L254 261H252V258L255 257V254H254V250L259 247L260 245H263L264 244V235H261L262 232V229H257L256 231H254V233L250 235V237L246 240V242H241L242 240V236H241V239H239L238 236L240 233H238V235L235 233V235H237L238 237L235 238L233 237L231 239V241H228L226 239V236H224V233L221 235V233L219 232V230H217V228L215 227V225L213 226V224H211L209 221H200V217L202 216L201 215V211H204V208L201 207L203 210H199L197 206H199V204L196 206V200L194 199V202L191 200V198L187 201V203L185 205L181 204ZM205 205V204H204ZM213 205V204H212ZM235 203H234V206L231 204V206L235 207ZM66 206V205H65ZM68 206V209L69 210V204L67 205ZM177 206V205H176ZM179 206V205H178ZM208 206V205H207ZM211 206V204H210ZM225 205H222L221 204L219 205V207H217L215 210L217 211H220L221 210V207H223ZM259 206V205H258ZM72 207V206H71ZM70 207V209H71ZM114 207H115V198L112 196H110V200H109V203L107 205V207H105V210L103 213L97 215L95 212L92 213V212H88L91 216V218L93 217L94 220L97 221V223H99L101 225L102 228L105 229L104 232L102 233H99L100 234V237H99V234H98V229L96 232L98 234V238L97 236L95 237L94 235V238L92 239H96V240H93L95 241V244L100 246V247H105L107 248V250L109 251L108 253L110 254L111 251L109 250V248H112V247H117L118 249H124V243H125V236H123V239H121L122 236H118L120 237V239L118 237H114L112 235V237H109V233L111 234H116L111 232V230L113 229L111 227V230L108 229L106 227V225H108L109 223H114L115 224V221L117 222V220L115 219L114 217ZM200 207V206H199ZM237 207V205H236ZM235 207V209H236ZM74 208V206H73ZM78 209V206L76 207ZM200 208V209H201ZM209 209V207H207ZM63 209V210H65ZM87 208H85L86 210ZM211 209V208H210ZM54 210V209H53ZM214 210V209H213ZM224 210V208L222 209ZM228 210V209H227ZM232 210V209H231ZM43 211V209H42ZM48 211V210H47ZM73 211H76L77 210H73ZM88 211V209H87ZM91 211V210H89ZM230 211V210H229ZM229 211L227 213H229ZM236 211V210H235ZM35 212V211H34ZM226 212V210H225ZM36 213V212H35ZM48 213V212H47ZM46 213V214H47ZM66 213V212H65ZM69 213V211H68ZM75 213V212H74ZM236 213V212H235ZM33 214V213H32ZM39 214V213H37ZM43 214V213H42ZM45 214V212H44ZM49 214V213H48ZM52 214V212H51ZM77 214V213H75ZM84 214H86V211L85 213H83L82 215L84 216ZM41 215V214H40ZM39 215V216H40ZM58 215V214H57ZM56 215V216H57ZM201 215V216H200ZM46 216V215H45ZM47 216H50L51 215H47ZM46 216V217H47ZM54 216V215H53ZM66 216V215H65ZM64 216V217H65ZM71 216V215H70ZM74 216V215H72ZM71 216V217H72ZM77 216V215H76ZM80 216V215H79ZM86 216V215H85ZM205 216V215H204ZM218 216H220L218 214ZM31 217V216H30ZM36 217V216H35ZM41 217V216H40ZM40 217H38V220L40 222V227H39V222H38V228H34L36 231L35 233H33V236L36 237V242H44V244H48L50 245V242H49V238L48 237V234L45 233V230H47V225L46 224L47 222L43 221V218L41 219ZM44 217V216H43ZM48 217V218H50ZM63 217V220L65 221ZM87 217V216H86ZM233 217V216H232ZM57 218V217H56ZM60 218V216H59ZM73 218H76L75 216ZM80 218V217H79ZM85 218V217H84ZM88 218V217H87ZM217 218V217H216ZM215 218V219H216ZM219 218V217H218ZM30 219V218H29ZM32 219V217H31ZM51 219V218H50ZM71 219V218H70ZM69 219V220H70ZM83 219V217L81 218ZM80 219V220H81ZM208 218H206L207 220ZM212 220V218H210ZM227 219V218H226ZM62 220V222H63ZM68 220V219H66ZM73 220V219H72ZM72 220L70 222H72ZM75 220V219H74ZM86 220V219H85ZM209 220V219H208ZM221 220V219H220ZM233 220V219H232ZM235 220V219H234ZM35 221H36V218H35ZM34 221V222H35ZM57 221V220H56ZM61 221V220H60ZM77 221V219L75 220ZM84 221V220H83ZM82 221V223H84ZM214 221V220H213ZM222 221V220H221ZM225 221V220H224ZM227 221V220H226ZM6 222V221H5ZM49 222V221H48ZM53 222V220H52ZM68 222V221H67ZM78 222V221H77ZM81 222V221H80ZM86 222V221H85ZM119 222V221H118ZM117 222V224H118ZM237 222V221H236ZM51 223V222H50ZM59 222L57 221L56 224H58ZM74 223V222H73ZM71 223V224H73ZM220 223V222H219ZM228 223V221H227ZM70 224V223H69ZM69 224H66V226L64 225V229L62 230L63 234H60V235H63L61 238V240H58L57 238L56 241H58V243H60L61 245H64V248L66 249V251L68 253L70 252H73L74 249L76 248V246L78 247V243L81 244L82 241L84 242V240L86 239V236L84 239L83 237L81 238V235L79 236L78 232H74V234L72 233L73 230H71L73 228V225L69 226ZM215 224V223H214ZM9 225V224H8ZM13 225V224H12ZM34 225V224H33ZM36 225V224H35ZM34 225V226H35ZM61 225V224H60ZM63 225V224H62ZM61 225V226H62ZM121 225V224H120ZM217 225V224H216ZM226 225V224H225ZM4 226V225H3ZM10 226V225H9ZM46 226V227H45ZM58 226V225H57ZM117 226V225H116ZM6 228V226H4ZM8 227V226H7ZM13 228H15V225L12 226ZM9 228L10 230L12 229ZM21 227V226H20ZM18 227L17 230L14 231V229H12V231L14 232H11L13 235H10L8 237L9 239V242H10V246L12 247L13 249V253L10 251V253H12V255L14 256V258H12L14 261L15 264H26L23 259L25 258L26 254H25V251L23 250V247L21 248L20 244H19V237L21 235H19L20 233H24L22 231V229ZM29 227V226H28ZM37 227V226H36ZM49 227V226H48ZM60 227V226H59ZM62 227V228H63ZM66 227V228H65ZM72 227V228H71ZM99 227V226H98ZM109 227V225H108ZM123 227V226H122ZM121 227V228H122ZM178 227V226H177ZM232 227L235 228V226L232 225ZM54 228V226H53ZM119 228V227H117ZM16 229V228H15ZM27 229V228H26ZM51 229H52V225H51ZM50 229V230H51ZM57 229V227H56ZM59 229V228H58ZM57 229V230H58ZM61 229V228H60ZM101 229V228H100ZM179 229V228H178ZM7 230V229H6ZM6 230H3V231H6ZM29 230V229H27ZM230 230V229H228ZM226 230V231H228ZM232 230V228H231ZM255 230V229H254ZM264 230V229H263ZM17 231V232H16ZM53 231V229H52ZM86 231V230H85ZM103 231V230H102ZM113 231V230H112ZM116 231V230H114ZM236 231V230H235ZM233 230V234L235 232ZM1 232V231H0ZM50 232V231H49ZM61 232V230H60ZM136 232V230H135ZM237 232V231H236ZM253 232V231H252ZM4 233V232H3ZM9 233V234H11ZM17 233V234H16ZM80 233V232H79ZM83 233V232H82ZM87 233V232H86ZM85 233V234H86ZM95 233V234H96ZM231 233V231H230ZM8 234V235H9ZM50 234V233H49ZM96 234V235H97ZM134 234H137V237L141 240V243H138V245H136V242L132 241L131 244L132 246L130 247V243L128 244L129 245V248H128V251H130L132 253V255L135 257V259L137 260L138 264H144L145 260L147 259L146 257H148L146 254L147 251H148V248L150 247V251L152 252V248L153 245L151 246L152 243H149L146 241L145 239V236H148L145 234L144 236V233H142L140 230H137L136 233ZM248 234V233H247ZM250 234V233H249ZM51 235V234H50ZM54 235H57L56 233H54ZM116 235V236H117ZM227 235V234H226ZM232 235V234H231ZM19 236V237H18ZM52 236V235H51ZM111 236V235H110ZM181 236V237H182ZM230 236V234H229ZM234 236V235H232ZM248 236V235H246ZM6 236L4 235V238ZM55 237V236H54ZM56 237H59L58 235ZM228 237V236H227ZM244 237V236H243ZM19 238V239H18ZM59 238V239H60ZM100 238V239H99ZM83 239V240H81ZM179 240H181L179 237H178ZM184 239V240H183ZM229 239V237H228ZM229 239V240H230ZM5 240V239H4ZM133 240V239H132ZM162 242L164 241V239H161ZM160 240V241H161ZM6 241V240H5ZM91 241V243L93 242ZM130 241V240H129ZM174 241V240H173ZM244 241V240H243ZM49 242V243H48ZM85 242H88V239L85 240ZM84 242L83 245H86ZM140 242V241H139ZM166 242V240L164 241ZM181 242V241H180ZM179 242V243H180ZM55 243V242H54ZM178 243V242H177ZM127 244V243H126ZM139 244H141V246H139ZM45 245V246H46ZM47 245V246H48ZM82 245V246H83ZM94 244L92 243V246ZM173 245V244H172ZM45 246H44V249H45ZM52 246V245H51ZM54 246V244H53ZM58 246V245H56ZM79 246L81 248L85 247V246ZM138 246V247H137ZM233 246H236V248H233L231 249ZM61 247V246H59ZM58 247V248H59ZM146 247V248H145ZM148 247V248H147ZM263 247V251H264V245L262 246ZM47 248V247H46ZM57 248V250H58ZM63 248V247H62ZM79 248V249H81ZM91 248V247H90ZM93 248V247H92ZM48 249V248H47ZM54 249V248H53ZM56 249V248H55ZM77 249V248H76ZM78 249V251H79ZM89 249V248H88ZM96 249V248H94ZM102 249V248H101ZM51 250V249H50ZM50 250L48 252H50ZM178 250V249H177ZM262 250V248H261ZM35 251V250H34ZM103 251V250H102ZM262 251V252H263ZM38 252V251H37ZM36 252V253H37ZM46 252V251H45ZM56 252V251H55ZM61 252V251H60ZM167 252V251H165ZM9 253V251H8ZM35 253V252H34ZM42 253V252H41ZM44 253V252H43ZM52 253V252H51ZM260 253V251H259ZM258 253V254H259ZM264 253V252H263ZM63 254V253H62ZM71 254V253H70ZM74 254V253H73ZM72 254V255H73ZM76 254V253H75ZM102 254V253H101ZM254 254V255H253ZM8 255V254H7ZM10 255V254H9ZM71 255V256H72ZM103 255V254H102ZM12 256V257H13ZM51 256V255H50ZM56 256V254H55ZM63 256V255H62ZM78 256V255H77ZM105 256V255H104ZM108 256V255H107ZM109 256H113L112 254H110ZM169 256V255H168ZM177 256V255H176ZM175 256V257H176ZM262 256V255H259V257ZM47 257V256H46ZM58 257V256H57ZM103 257V256H102ZM154 257H155V254H154ZM264 257V256H262ZM60 258V257H59ZM58 258V259H59ZM66 258V257H65ZM106 258V257H105ZM116 258V256H115ZM167 258V257H166ZM110 259V258H109ZM156 259V258H155ZM158 259V258H157ZM170 259V258H169ZM174 259V258H173ZM255 259V258H254ZM253 259V260H254ZM55 260V259H54ZM57 260V259H56ZM67 260V259H65ZM165 260V259H164ZM178 260V259H177ZM71 261L73 262V260L71 259ZM70 261V262H71ZM158 261V260H157ZM175 261V260H174ZM12 262V263H13ZM49 262V261H48ZM55 262V261H54ZM262 264H264L262 261ZM13 263V264H14ZM61 263V262H60ZM159 264V262H157ZM176 263V262H174ZM260 263V261H259ZM258 263V264H259ZM11 264V263H10ZM57 264V263H56ZM64 264V263H63ZM70 264V263H69ZM155 264V263H154Z\"/></svg>","mask_w":264,"mask_h":264}]
</instances>
